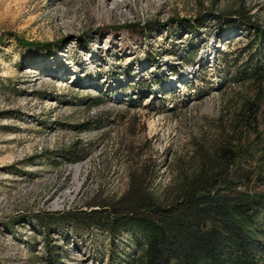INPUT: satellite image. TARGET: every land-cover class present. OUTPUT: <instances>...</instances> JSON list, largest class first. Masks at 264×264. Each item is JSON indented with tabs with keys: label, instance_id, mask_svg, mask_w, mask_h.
Here are the masks:
<instances>
[{
	"label": "rangeland",
	"instance_id": "rangeland-1",
	"mask_svg": "<svg viewBox=\"0 0 264 264\" xmlns=\"http://www.w3.org/2000/svg\"><path fill=\"white\" fill-rule=\"evenodd\" d=\"M254 25L264 0H0V264H125L129 233L83 220L132 181L164 205L213 168L264 193V83L237 75L264 59Z\"/></svg>",
	"mask_w": 264,
	"mask_h": 264
},
{
	"label": "trees",
	"instance_id": "trees-1",
	"mask_svg": "<svg viewBox=\"0 0 264 264\" xmlns=\"http://www.w3.org/2000/svg\"><path fill=\"white\" fill-rule=\"evenodd\" d=\"M183 21L192 30H198L202 23L199 19L193 25L190 20ZM253 29L254 41L264 43V26L254 25ZM17 41L41 53L56 47ZM247 63L250 68L242 69L238 79L263 84L264 59L251 55ZM255 106L249 104L248 111L252 113ZM238 152L230 144L215 149L219 158L230 162L238 160ZM213 169L186 176L175 201L166 205L140 192L141 184L132 181L118 202L91 210L84 225L88 230H105L113 236L127 231L137 253L125 264H264V193L229 194L233 186L218 184Z\"/></svg>",
	"mask_w": 264,
	"mask_h": 264
}]
</instances>
